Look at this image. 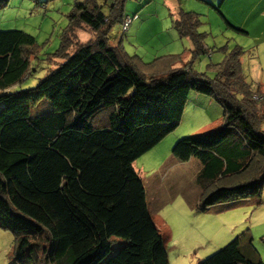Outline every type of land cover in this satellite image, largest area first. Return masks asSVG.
<instances>
[{
  "label": "trees",
  "instance_id": "1",
  "mask_svg": "<svg viewBox=\"0 0 264 264\" xmlns=\"http://www.w3.org/2000/svg\"><path fill=\"white\" fill-rule=\"evenodd\" d=\"M125 1L74 0L58 47L46 58L60 62L31 88L18 86L34 72V38L0 31V229L12 234L14 264H168L132 163L178 125L190 92L222 109L221 126L171 149L178 162L201 163L199 209L263 189L264 94L245 84L240 51L224 53L212 79L193 72L206 52L203 34L196 16L179 9L171 27L190 41V61L174 68L179 56H167L162 70L142 64L109 40L112 26L124 35L136 19L123 14ZM82 26L93 37L72 42L73 29ZM219 144L227 151L214 156ZM111 238L124 245L108 257ZM197 264L263 262L245 258L237 236Z\"/></svg>",
  "mask_w": 264,
  "mask_h": 264
},
{
  "label": "rangeland",
  "instance_id": "2",
  "mask_svg": "<svg viewBox=\"0 0 264 264\" xmlns=\"http://www.w3.org/2000/svg\"><path fill=\"white\" fill-rule=\"evenodd\" d=\"M219 1L126 0L123 14L136 15V19L124 35L118 25L112 26L109 40L111 43L120 41L126 55L140 59L142 64L151 63L158 70L169 66L171 61L167 56L175 55L179 57L173 67H183L190 61L191 44L171 27L180 9L196 16L197 32L203 34L206 52L195 59L191 66L193 72L212 79L214 65L223 59L224 53L238 49L240 74L245 84L263 95L264 0H223L220 5ZM73 2L7 0L0 7V31H22L32 36L39 56L33 62L34 72L18 87H33L47 70L60 62L58 59L46 61V58L58 47ZM72 36L71 41L79 43L93 37L83 26L73 29ZM72 50L73 46L67 53ZM138 65L147 71V67ZM257 96L252 95V100L259 101ZM42 104L49 110L45 102ZM256 110L258 113L260 109ZM221 116L222 109L215 101L190 92L178 125L132 163L145 187L148 211L163 240L168 264H197L237 236L244 257H257L264 264V185L259 196L215 204L202 211L197 205L201 189L196 182L200 161L191 158L187 162H177L171 155L177 141L221 126ZM232 140L240 153L245 151L238 139ZM222 144L213 149L214 156L224 154L226 148ZM165 170L167 172L162 174ZM246 177L247 174H243L240 179ZM123 245L124 241L111 238L107 256H112ZM12 252V234L0 229V264H14Z\"/></svg>",
  "mask_w": 264,
  "mask_h": 264
},
{
  "label": "crops",
  "instance_id": "3",
  "mask_svg": "<svg viewBox=\"0 0 264 264\" xmlns=\"http://www.w3.org/2000/svg\"><path fill=\"white\" fill-rule=\"evenodd\" d=\"M174 160H175V159H174ZM172 161H173V160H172ZM177 162H178V161H177ZM172 165H173V164H172ZM173 166H174V167H177L176 164H174ZM173 166L171 167V169L173 168ZM166 172H167V170L163 171L162 174H165ZM144 188H145V187H144ZM147 208H148V206H147Z\"/></svg>",
  "mask_w": 264,
  "mask_h": 264
},
{
  "label": "built area",
  "instance_id": "4",
  "mask_svg": "<svg viewBox=\"0 0 264 264\" xmlns=\"http://www.w3.org/2000/svg\"><path fill=\"white\" fill-rule=\"evenodd\" d=\"M129 23V20L128 19H126V21L124 22V29L126 28V26H127V24Z\"/></svg>",
  "mask_w": 264,
  "mask_h": 264
}]
</instances>
